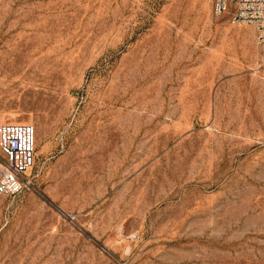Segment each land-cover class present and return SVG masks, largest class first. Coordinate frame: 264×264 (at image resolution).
<instances>
[{
  "label": "rangeland",
  "instance_id": "obj_1",
  "mask_svg": "<svg viewBox=\"0 0 264 264\" xmlns=\"http://www.w3.org/2000/svg\"><path fill=\"white\" fill-rule=\"evenodd\" d=\"M214 0H0V120L36 129L0 264H264V43Z\"/></svg>",
  "mask_w": 264,
  "mask_h": 264
},
{
  "label": "built area",
  "instance_id": "obj_2",
  "mask_svg": "<svg viewBox=\"0 0 264 264\" xmlns=\"http://www.w3.org/2000/svg\"><path fill=\"white\" fill-rule=\"evenodd\" d=\"M231 10L232 22L253 24L258 42L264 43V0H214L215 14ZM35 149L34 125L0 121V195H21L31 187Z\"/></svg>",
  "mask_w": 264,
  "mask_h": 264
},
{
  "label": "bare ground",
  "instance_id": "obj_3",
  "mask_svg": "<svg viewBox=\"0 0 264 264\" xmlns=\"http://www.w3.org/2000/svg\"><path fill=\"white\" fill-rule=\"evenodd\" d=\"M1 121V120H0ZM13 122H17V121H13Z\"/></svg>",
  "mask_w": 264,
  "mask_h": 264
}]
</instances>
